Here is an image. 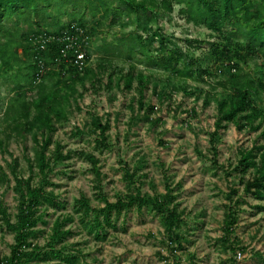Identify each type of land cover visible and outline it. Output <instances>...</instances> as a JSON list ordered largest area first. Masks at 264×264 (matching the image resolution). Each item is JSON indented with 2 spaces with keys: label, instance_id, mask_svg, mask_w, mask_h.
Returning <instances> with one entry per match:
<instances>
[{
  "label": "rangeland",
  "instance_id": "1",
  "mask_svg": "<svg viewBox=\"0 0 264 264\" xmlns=\"http://www.w3.org/2000/svg\"><path fill=\"white\" fill-rule=\"evenodd\" d=\"M67 10L77 22L86 25V30L93 32L86 38V67L98 68L101 64L106 72L97 87H92L89 82L85 89L78 86L83 93L79 107L73 105L69 110V121L60 125L54 136V140L64 147V153L72 154L71 160L59 165L49 178L55 186L48 190L55 192L65 209L55 211L41 207V213L47 211L48 215L37 227L40 238L36 243L45 245L57 218L72 216L74 221L67 229L77 234L59 248L77 255L79 261L76 264H264V201L244 194L253 170L246 174L237 170L242 153L252 150L257 157L262 154L256 149L264 147V125L254 132L249 128L239 131L234 124H229L215 141L212 140L218 102L208 95L218 94V99L225 97L226 93L217 85L226 81L229 74L220 73V63L207 58L212 44L221 40L204 26L186 23L178 6L173 13L161 12L152 21L125 17L117 26H111L107 21L103 28L96 25L97 20L91 14L81 17L83 8L73 10L70 6ZM67 24L68 18L63 17L61 26ZM129 35H143L156 49L165 38L169 50H181L184 55L178 68L192 75L181 78L170 71L149 68L144 63L139 64V56L129 60L126 48L110 66L104 60L106 48L117 45L119 39ZM153 35L159 38L152 40ZM188 41L198 43L191 46ZM256 64L252 61L250 66L255 68ZM132 66L136 75H143L149 82L144 110L138 108L137 78L131 90H127L123 82L118 86V79ZM200 67L208 69L210 75L201 78ZM246 71L243 67L241 72ZM112 73L116 81L109 89ZM62 78L71 81L73 73L68 70ZM10 90L6 80L0 81V103L4 106L10 98ZM159 95L164 98L160 99ZM208 99L209 104H206ZM255 101L264 110V92ZM148 106H154L155 111L150 113ZM97 118L110 124L107 132L109 147L102 153L96 151L94 142L98 135L94 129ZM157 119L161 121L157 122ZM2 123L0 114V130L5 127ZM77 129L83 134L74 136L72 133ZM32 146L31 138L27 137L11 138L3 149L0 148V176L5 172L9 181L0 185V203L13 216L18 213L20 194L15 190L12 166L17 160L18 172L23 178H29L32 172L26 158L33 156ZM81 152L99 158L104 176L100 186L110 203H115L121 196L138 195L153 204L152 200L167 195L170 187L173 195L178 197L175 203L183 219L179 233L184 248L172 252L176 245L167 240L162 216L149 204L141 211L135 208L120 217L113 216L117 227L97 238L95 231L89 228L91 218L83 221L76 209V201L82 195L91 200L93 208L105 206L98 198L96 187L99 182L92 166ZM127 172L134 175V179H129ZM35 179V184H39V178ZM232 190L238 194L231 201L228 196ZM229 207L237 211L238 223L227 242L223 229ZM14 238V234L4 228L0 215V258L10 255ZM51 264L62 263L54 261Z\"/></svg>",
  "mask_w": 264,
  "mask_h": 264
},
{
  "label": "trees",
  "instance_id": "2",
  "mask_svg": "<svg viewBox=\"0 0 264 264\" xmlns=\"http://www.w3.org/2000/svg\"><path fill=\"white\" fill-rule=\"evenodd\" d=\"M70 6L73 10L83 8L81 17L91 14L97 20L99 28H103L107 21H110L111 26H117L125 17L152 21L161 12L171 14L176 6L180 7L179 14L186 23L196 27L204 26L221 40L212 44L207 58L220 63V73L229 74L226 81L217 85L226 96L218 99V94L208 95L218 102L216 131L212 140L215 141L229 124H234L239 131L249 128L254 132L264 125V110L255 101L264 92V0H0V81L6 80L11 86L6 105L0 103L2 125L5 126L0 130V148L3 149L11 138L29 137L33 142V156L26 158L32 175L27 179L23 178L18 172L17 160H14L12 166L15 190L20 194L18 213L13 216L0 203L3 226L15 237L10 255L0 258V264H51L54 261L76 264L79 261L77 255L59 248L77 234L67 229V225L74 221L72 216L57 218L45 245L36 243L40 238L37 227L43 222L44 216L48 215L47 211L41 213V207L55 211L65 209V204L55 192L48 190L55 186L49 178L59 165L71 160L72 154H65L64 147L54 140V136L58 127L69 121V110L73 105L79 107V99L83 97V93L78 86L85 89L89 82L95 88L102 83L101 76L106 72L101 64L98 68L86 67L79 71L72 63V52L67 58L62 56L64 44L58 38L65 31L74 33L76 26L83 29L85 37L93 34L86 30L85 24L77 22L75 16L71 15L67 10ZM63 17L69 20L66 26H61ZM56 27L60 28L51 31ZM49 36L57 39L40 43L41 38ZM158 38V35H153L152 40ZM188 42L191 46L198 43ZM123 48H126L127 59L139 56V64L144 63L149 68L170 71L181 78L192 75L178 68L184 61V55L181 50H169L165 38L159 49L149 44L143 35L121 38L117 45L106 48L105 62L111 66L114 59L121 56ZM252 61L257 62L255 68L250 66ZM241 64L247 69L246 73L241 72ZM67 69L73 73L71 81L62 80ZM198 72L201 78L210 75L209 70H203L202 67ZM114 76L113 73L109 75V89L116 81ZM136 78L140 94L138 108L144 110L147 106L145 92L149 89V82L143 75H136L135 67L132 66L126 75L118 79V86L123 82L126 89L131 90ZM53 82L54 85H50ZM213 89L216 90L215 87ZM159 96L160 99L164 98L163 95ZM209 101L208 99L206 104ZM147 110L154 112L155 107L148 106ZM160 121L161 119H157V122ZM94 129L98 132L94 141L95 148L102 153L109 147L107 132L110 124L97 118ZM72 134L80 136L83 132L77 129ZM53 146L54 149H51ZM256 150L262 152L260 157L252 150L242 153L237 170L241 174L253 170V177L245 184L244 194L264 201V147H257ZM214 153L217 154V149ZM80 155L87 158L92 166V172L99 182L96 187L98 198L105 206L102 209L93 208L91 200L82 195L76 201V209L82 220L91 218L89 228L95 231L97 238L106 236L108 229L117 227L113 216L120 217L135 208L141 211L149 204L162 216L167 240L171 245H176L172 252L184 248L183 237L179 233L183 219L175 203L178 197L173 195L170 187L167 195L155 198L152 200L153 204L138 195L121 196L115 203H110L100 186L104 176L99 167V158L83 152ZM126 176L134 179V175L129 172ZM35 178H39V184H35ZM8 182L7 175L3 172L0 185ZM237 194L236 190H232L228 197L232 201ZM237 223V211L229 207L223 229L225 241H230Z\"/></svg>",
  "mask_w": 264,
  "mask_h": 264
},
{
  "label": "built area",
  "instance_id": "3",
  "mask_svg": "<svg viewBox=\"0 0 264 264\" xmlns=\"http://www.w3.org/2000/svg\"><path fill=\"white\" fill-rule=\"evenodd\" d=\"M74 28V33L65 31L61 35V37L58 38V40H60L64 44V48L62 49V56L67 58L68 54L72 52V56L74 57L72 63H74V66L77 67L79 71H83L87 66L88 60V55L85 49V45L87 44V37L84 36V31L82 28L76 26H74ZM44 39H40L41 44H44V41H51L57 38L54 36H49L48 38ZM239 256H241V253H239Z\"/></svg>",
  "mask_w": 264,
  "mask_h": 264
}]
</instances>
